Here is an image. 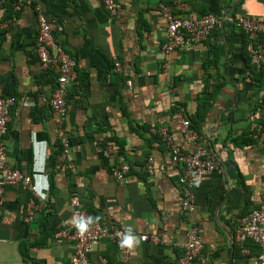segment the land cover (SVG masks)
I'll return each mask as SVG.
<instances>
[{"label": "crops", "instance_id": "crops-1", "mask_svg": "<svg viewBox=\"0 0 264 264\" xmlns=\"http://www.w3.org/2000/svg\"><path fill=\"white\" fill-rule=\"evenodd\" d=\"M115 1L113 15L100 0L38 1L53 24L54 39L77 62V83L68 85L64 123L48 106L23 105L26 97L51 94L57 81L37 54L35 7L25 6L7 17L0 2V97L16 99L5 138L8 162L33 176L41 203L25 222L33 195L23 187L6 190L0 210V264L68 262L74 244L57 243L55 234L76 224L70 204L74 195L97 221L131 227L136 237L127 263L115 243L103 239L90 254L92 264L174 263L193 227L204 244L194 264H258L260 248L247 241V253L242 252L235 232L240 220L264 203V138L258 132L264 124V81L259 88L250 82L253 65L237 20L264 19V0ZM162 5L191 19H200L206 9L218 22L204 42L166 54ZM116 61L121 72L114 67ZM210 84L220 90L198 141L192 142L173 116L193 114ZM178 106L180 111L173 112ZM160 127L168 128L183 153L191 155L202 145L219 158L218 169L196 192L193 213L177 203L181 166L172 164L166 143L153 135L152 129ZM63 133L69 135L72 168L55 169L51 190V157ZM248 138L252 144L245 142ZM116 143L123 145L122 151ZM108 145L118 149L115 159L104 157ZM149 157L153 174L146 170ZM117 162L131 167L124 183L111 174ZM141 235L157 240L142 241Z\"/></svg>", "mask_w": 264, "mask_h": 264}, {"label": "built area", "instance_id": "built-area-1", "mask_svg": "<svg viewBox=\"0 0 264 264\" xmlns=\"http://www.w3.org/2000/svg\"><path fill=\"white\" fill-rule=\"evenodd\" d=\"M40 0H16L14 10L20 12L25 6H34L37 12L38 36L37 54L44 69L52 70L57 74V81L51 94H39L35 99L26 97L23 105L27 107L48 106L58 116L60 123H64L68 115L67 97L71 83H77L76 60L66 52L53 37V24L47 18L43 10L38 5ZM4 4L6 0H0ZM104 8L110 13L115 14L118 4L115 0H100ZM163 17L166 21L167 40L162 46L166 54H170L180 48L191 47L207 40L215 29L218 19L215 15H206L200 19L181 18L173 14L172 8L162 5ZM10 20L4 23L8 27ZM238 26L248 37L246 51L250 62L256 68L264 67V19L253 17H241L237 20ZM114 67L121 72L122 67L116 61ZM16 103L14 97H0V210L4 204V195L9 187H23L31 192L33 198L23 216L25 222L33 219L35 211L41 206L36 201L38 196V185L31 174L18 168L12 167L8 162L5 138L9 132L11 121V109ZM181 133L190 141L197 142L199 134L192 130L189 121L180 113L173 116ZM153 133L158 134L166 143L170 150L171 161L174 166H181L178 183L181 187L177 197L178 205L188 213H193L196 209V192L201 186V182L219 167L217 154L208 147L199 145L191 154H185L175 143L174 138L168 128H153ZM258 132L264 138V124L259 125ZM61 152L58 155L57 168H72L71 147L69 135H61ZM103 155L107 159H115L118 156V149L114 145H108ZM146 170L149 174L154 173V160L152 157L147 159ZM131 171L128 163H114L111 166L112 176L119 182L124 183ZM76 216L74 227H65L55 234L57 243L72 241L74 244V255L65 264H92L90 254L94 246L103 239L115 243L121 260L127 263L130 258L128 248H121L119 242L122 239L124 229L115 225L105 224L99 221L88 223L91 217L84 209L80 198L74 195L70 199ZM85 224L84 230L78 227L80 222ZM133 234V233H132ZM237 242L241 245L242 252L247 253L243 247L244 243L251 241L260 248L258 264H264V203L254 208L245 215L239 222L235 232ZM142 241H156L157 238L150 235H141ZM204 248L203 241L196 227H193L187 234V242L183 246V254L171 264H194L196 258ZM101 264H107L101 260Z\"/></svg>", "mask_w": 264, "mask_h": 264}, {"label": "trees", "instance_id": "trees-1", "mask_svg": "<svg viewBox=\"0 0 264 264\" xmlns=\"http://www.w3.org/2000/svg\"><path fill=\"white\" fill-rule=\"evenodd\" d=\"M16 0H6V2L4 3V5L6 6L7 9V17H11L12 15H16V11L14 10V3ZM210 13L207 12V10L205 9L204 11H202V16H206L209 15ZM243 32V38H244V45L243 48L246 52V55L248 57V60H250L248 53L246 51V44L248 41V37L247 35ZM218 59V58H217ZM217 60L214 62L213 64H215V66L217 67ZM252 74L250 75V82L255 86V87H261V85L263 84L264 81V67H262L258 72L255 71L254 66L252 69ZM210 77H213L212 75ZM214 78V77H213ZM214 87V88H213ZM220 90V86L218 85L217 87H215L214 85L210 84L203 92V94L198 97L197 99V109L193 114H187L184 113V117L189 121L190 123V127L192 128V130L196 131L199 135H201V129H202V124L204 122V119L208 113V111L211 109L214 100L216 98V95L218 94ZM177 110V111H175ZM180 108L179 106L176 107L173 112H179ZM125 112V110H124ZM144 130L147 132H151V128L150 127H144ZM153 135L155 136V138H158V140L160 139L159 136L156 133H153ZM247 144H252V140L251 138H248L245 141ZM116 145L121 149V151L123 150V145L120 143H116ZM209 148V147H208ZM61 152V145L59 146L58 151L51 157V168H52V172L49 175V179H50V187L51 190L53 189V183H52V179L54 178L56 171L55 169L57 168V162H58V155ZM91 218L92 221L95 222L96 217L95 215L91 214ZM242 251V250H241ZM24 257L28 258V254H26V252H23Z\"/></svg>", "mask_w": 264, "mask_h": 264}, {"label": "clouds", "instance_id": "clouds-1", "mask_svg": "<svg viewBox=\"0 0 264 264\" xmlns=\"http://www.w3.org/2000/svg\"><path fill=\"white\" fill-rule=\"evenodd\" d=\"M91 219H92L91 217L88 218V223H91ZM78 227L81 231H83L85 227L84 222L81 221ZM135 242H136V237L132 234V228L126 227L124 229L122 239L119 242V246L121 248H131Z\"/></svg>", "mask_w": 264, "mask_h": 264}]
</instances>
